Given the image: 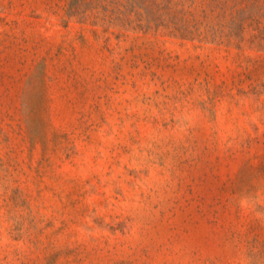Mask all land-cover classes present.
Segmentation results:
<instances>
[{
  "label": "rangeland",
  "instance_id": "374dc122",
  "mask_svg": "<svg viewBox=\"0 0 264 264\" xmlns=\"http://www.w3.org/2000/svg\"><path fill=\"white\" fill-rule=\"evenodd\" d=\"M0 264H264V0H0Z\"/></svg>",
  "mask_w": 264,
  "mask_h": 264
}]
</instances>
